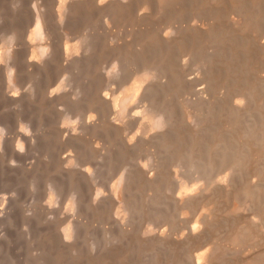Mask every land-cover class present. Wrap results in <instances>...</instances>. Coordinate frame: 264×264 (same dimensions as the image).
Wrapping results in <instances>:
<instances>
[{
  "label": "bare ground",
  "instance_id": "1",
  "mask_svg": "<svg viewBox=\"0 0 264 264\" xmlns=\"http://www.w3.org/2000/svg\"><path fill=\"white\" fill-rule=\"evenodd\" d=\"M132 1L37 0L34 28L23 31L26 0H11L6 49L0 55L7 88L1 96L16 103L18 110H32L30 122L22 127L26 131L32 122L43 124L37 137L26 132V141L48 143L57 133L69 131L61 137L76 153L63 156L57 168L77 184L69 210L84 207L82 183L89 182L92 212L113 211L117 232L108 230L113 243L92 250L89 264H264V32L255 37L252 28L264 24V14L258 18L248 9L259 0L244 1L248 4L239 7L242 13L235 8L237 0H228L233 3L229 13L213 8L220 0H142L145 6L158 4V12L174 15L190 3L202 10L203 18L165 34L146 31L150 44L136 51L132 42L103 41L92 26L95 15L107 25L114 16L134 10L141 18L149 17L139 12L143 4L136 1L139 6H133ZM83 21H90V29L70 43ZM55 25L62 29L64 45L52 39ZM35 38L41 41L32 44ZM104 54L110 56L107 82L118 79V89L103 91L99 84ZM58 62L64 78L51 89ZM196 62L201 70L190 75ZM130 64L134 68L126 76ZM26 78L33 83L20 93ZM69 84L73 88L66 90ZM65 97L68 104H84L86 118L79 130L64 127V122L55 129L49 116V105ZM63 119L69 123L68 117ZM94 137L102 143H95ZM142 152L148 163L133 160ZM84 157L94 160L93 168L80 165ZM119 160L123 163L118 178L106 193L96 179ZM181 169L188 180H183ZM155 208L162 209L169 228L154 232L144 227L135 235L129 220ZM189 213L196 214L195 220L178 234L173 228ZM80 221L74 218L62 226L64 247L72 246L69 240L79 231ZM72 248L74 257H81L82 251Z\"/></svg>",
  "mask_w": 264,
  "mask_h": 264
},
{
  "label": "rangeland",
  "instance_id": "2",
  "mask_svg": "<svg viewBox=\"0 0 264 264\" xmlns=\"http://www.w3.org/2000/svg\"><path fill=\"white\" fill-rule=\"evenodd\" d=\"M34 1L36 2L37 0H26L27 6L25 8L21 21V27L23 31L34 28V20H33V11H34L33 4H35ZM136 1L138 2V4L142 2V0H133L132 1L133 6L135 5L139 6ZM244 1L252 2L251 0H240V1L237 0L235 3V8L237 9L238 6V10H239V7L240 8L242 6L244 7V3H245ZM219 2L215 4L216 7L213 8L218 11L220 10L219 11L220 13H222L221 12L222 10L224 11L223 13H229V11L233 9L231 8L233 7L232 5L233 3H231L232 5L231 6L228 0H220ZM248 2H246L245 4H248ZM134 3L136 4L134 5ZM257 3H260L262 6H259L260 4L258 5ZM189 4H187L186 7L184 6L182 10L180 9L176 15L158 12L159 10L158 8H160L158 4L153 7L151 5L145 6L143 4V6L142 5L139 6L140 7L139 12L142 13L144 12L147 14V16L149 14V17L145 19L141 18L138 15V11L134 10L129 12V14L125 13L122 15L120 14L114 16L113 20L107 25L104 18H102L99 15H95V18H93L92 21L93 23L92 26L96 27L98 34L100 35L101 39L105 42H109L112 40L113 43L120 45H129L132 42V44L135 43L132 48L133 50L136 51L138 49H145V47H147L150 44L148 39H146L147 32L148 33L151 32L152 34L153 33L165 34L173 30V28L175 29L181 26L186 27L192 24L200 23L201 18H203L202 10L192 6V4L191 5ZM249 4L251 5L252 3ZM254 4H256L257 6L254 7L251 6V7L255 9L256 7L259 6L257 8V11L259 10L260 14L256 11V9L255 10H253V8L250 9V7H248L247 5L248 9L250 10V14L253 13V15H256L257 17L261 15V13L263 15L264 0L253 2V5ZM10 5H11V0H0V51H1L0 55H2L3 50L6 49L7 34H8L7 14ZM239 12H241V9L239 10ZM244 12L245 11L243 10V13ZM263 18L262 20L261 19L259 20L264 22ZM144 21L147 23H145ZM83 22H81L82 24L76 27L77 32L75 35H72L70 37V39L73 41L71 42V40H69L70 43H74V41H77L78 39L80 40L81 33L90 29L89 27L91 26V24H88V22L90 23V21L88 22L83 21ZM258 25H259V21L257 23V26ZM252 28H254L253 29L255 30L254 33H256V35H254L255 37L258 36V34L259 36L261 35L260 33H262V29L264 32L263 23L261 24V26L259 25L257 29L255 25ZM247 31L248 28L246 32ZM24 39L29 41V37L27 36H25ZM52 39L53 41L55 40L54 42L57 45L60 44L64 45L63 41L65 40V37H63V32L60 26L58 25L54 26ZM40 41H41L40 38L37 39L35 38V40L33 39L31 42L32 44H38ZM106 54L103 55L104 58L102 57V61H101V68H100L101 75L99 79V84L103 88V91L106 90L111 91V89L119 88V82L118 79H114V78H112L109 83L107 82L105 72L107 73V76H109L107 71L110 69V56ZM60 65L61 63L58 62L57 63L58 67L55 66L53 72L51 73V77H52V81L50 85L51 89L54 88L55 86L57 87V84L60 83V80L64 78L62 65L61 66ZM193 66L194 68L193 67L190 68L189 71L190 75H194L195 73L197 74L201 70V65L199 63L197 65L196 62V64ZM133 68H134L133 64H130L129 67H127V69L129 70L126 71L131 72V69ZM129 72L127 73L126 76L129 75ZM61 76L62 78L60 79L59 77ZM30 80L32 79L31 78L25 79V81L22 83L21 87L19 88L20 93H22L23 91H27L26 88L29 89V85L31 87L33 81L30 82ZM70 85L71 84L66 86L65 89L68 90L70 88H73L72 85L71 86ZM5 88H6V81L4 78V73L1 72L0 73V140L1 141L0 142L2 145H0V264H58L59 261H60L59 264H87V263L89 264L88 258L89 255H91L92 250L97 251L99 250L100 247L105 246L106 248L112 245L113 243V240L111 239L112 233L110 232L108 233V230L112 231L113 234L117 232V225L113 221V219H115V215H113L114 213L111 210V208H108L109 211L108 210L106 211V213L104 214L105 216L95 215L92 212L91 208L89 207V200H90L89 199L90 192L88 191L90 188L89 182L82 183V188L85 195V201L83 204L84 207L81 206V208H79L78 210L77 209L71 210V208L69 210L68 205L72 198V191L76 189L77 184L76 182L72 183L71 181L66 179L59 170L57 171V168L61 167L62 164L61 161L63 156H66L67 154L74 156L76 153V151L72 147H69L65 144V142L62 140L61 137L63 134L68 135L69 131H64L61 134L57 133L58 135H55L54 138L55 140H52L51 142L48 143L42 141L39 142H33V141L31 142V140L26 141L27 139L25 138V133L26 132L28 133V131L30 130L29 132L31 131L32 132L28 134L37 137L40 135L41 132H43V124L40 126L38 122H32L28 131H26L27 129L22 128L30 122L29 118L32 113L30 111L32 110L30 108H26L24 111L18 110V108H16L17 107L16 103H14L13 101H11L10 99L4 96H1V93L5 90ZM66 90H60V91L63 92ZM74 98L77 99L76 96H74ZM180 99L183 101V98ZM181 100L179 102H181ZM57 102L55 101L51 103L54 105V106L52 105V108H50L51 105H49V114H50L49 116L52 120L55 129L63 125L64 122V127L77 126L79 130L80 126L84 123V119L86 118V116L84 118V113H85L84 111L85 107L83 106L84 104L81 103L74 104L70 102L68 104L67 97L62 99V102H64V104L60 101ZM68 114L70 117L67 116ZM66 117L69 118L68 121L69 123H66L64 121L65 119L63 118ZM134 132L135 131L133 130V132L131 133ZM56 137L58 140L56 139ZM19 140L22 142V146H23L22 148L19 147L18 145ZM94 140L95 143H97L96 142L97 140L100 143H102V140L99 139L98 137ZM52 156L53 158L55 157L54 161ZM133 157H134L133 160L140 159L139 162L141 163H145L149 161L148 156L145 152H142L139 155L138 154L133 155ZM93 161L94 160L90 159L89 157H84L81 158L80 165L83 168L88 166L93 168L94 167ZM32 162L34 164H32ZM122 163H123L122 160L113 163V165H111L112 168L103 171L102 174L96 179V182L98 181L97 183L99 184V186H101L100 188L104 192L110 193L111 185L118 178V173L122 167ZM171 170L173 169L170 168V171ZM185 171H186L185 169L184 171L183 169H181V175L183 180H188L189 176ZM50 197H53L54 202L52 203L49 202ZM160 211H162L161 208H155L147 215L135 214L133 215V219H130L128 222V224L132 225V227L134 226V228H132L129 225L128 226L133 229L135 235H137L138 231L144 227H149L154 232L156 231L159 232L162 229H168L169 225L164 220L165 219L164 216L160 214L161 213ZM187 215L181 216L180 219L178 220L179 224H176L175 227L173 228L174 230H179L178 234H180V232H185L187 230L185 229V226L188 221L195 220L194 218L196 217V214L192 215V213H189ZM74 218L81 220L79 231L74 236L75 239L73 237L69 240L72 246L64 247L63 244L61 243L63 236L62 226L66 225L71 219ZM73 245L75 247L77 246L80 249V252L82 251L81 257H76V256L74 257V254L72 252ZM91 246L92 247L95 246V247H93L92 249ZM225 258H227V256H225ZM133 264H140V263L136 261Z\"/></svg>",
  "mask_w": 264,
  "mask_h": 264
},
{
  "label": "clouds",
  "instance_id": "3",
  "mask_svg": "<svg viewBox=\"0 0 264 264\" xmlns=\"http://www.w3.org/2000/svg\"><path fill=\"white\" fill-rule=\"evenodd\" d=\"M20 147L22 148L23 146L21 145Z\"/></svg>",
  "mask_w": 264,
  "mask_h": 264
}]
</instances>
